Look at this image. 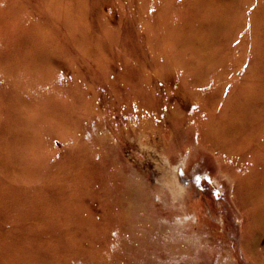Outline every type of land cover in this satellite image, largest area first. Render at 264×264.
Instances as JSON below:
<instances>
[{
    "label": "rangeland",
    "instance_id": "obj_1",
    "mask_svg": "<svg viewBox=\"0 0 264 264\" xmlns=\"http://www.w3.org/2000/svg\"><path fill=\"white\" fill-rule=\"evenodd\" d=\"M263 14L0 0V264H264Z\"/></svg>",
    "mask_w": 264,
    "mask_h": 264
},
{
    "label": "bare ground",
    "instance_id": "obj_2",
    "mask_svg": "<svg viewBox=\"0 0 264 264\" xmlns=\"http://www.w3.org/2000/svg\"><path fill=\"white\" fill-rule=\"evenodd\" d=\"M261 23H263V24H262V26L258 27V33L263 31V33H261V34L264 35V20H262ZM256 39H257L256 47L258 46V48L263 49L264 48V39L262 40V38H260L259 36H257ZM245 92H247V93L249 92L250 94L255 93V97L258 98L257 101L259 103V100L264 95V85L257 84L256 86L253 85V87H251V86L250 87H245V89L243 90V93H245ZM249 97L250 96H246V97L243 96L242 97V99H243L242 101L244 102L243 105H240V104L236 105L235 103H233L231 105L230 120L231 119H233V120L232 121H230V120L228 121V124L226 125V127H224V130H222L221 133H219L220 135L226 136V135L234 133L233 136H236V135H238L240 133L239 130H241V128H243V127H240V125H245V123L247 121H244V120L245 119L249 120V118L246 115H244V116L237 115V111H238V109H244V110H247L246 113L248 112V106H250L252 104V102H253L251 100L252 98L249 99ZM257 177H260V176L256 172V173L252 174V176L246 178V180H248L249 182H252V184H253L252 178L256 180ZM257 188H258L259 191L264 190V183H263L262 186H258V184H256L255 189H257ZM253 191H254V189H253ZM261 209H262V212H263V215H264V204L262 205ZM258 220L259 219L256 218V223L258 225L262 226L263 223H264V216L263 217L260 216V220L259 221Z\"/></svg>",
    "mask_w": 264,
    "mask_h": 264
},
{
    "label": "snow or ice",
    "instance_id": "obj_3",
    "mask_svg": "<svg viewBox=\"0 0 264 264\" xmlns=\"http://www.w3.org/2000/svg\"><path fill=\"white\" fill-rule=\"evenodd\" d=\"M198 179V178H197Z\"/></svg>",
    "mask_w": 264,
    "mask_h": 264
}]
</instances>
